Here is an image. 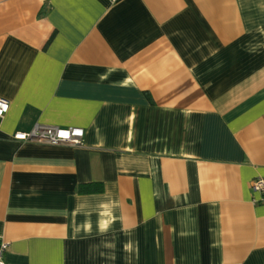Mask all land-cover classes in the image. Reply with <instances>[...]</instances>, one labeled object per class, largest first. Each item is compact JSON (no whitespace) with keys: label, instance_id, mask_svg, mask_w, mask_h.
<instances>
[{"label":"crops","instance_id":"obj_1","mask_svg":"<svg viewBox=\"0 0 264 264\" xmlns=\"http://www.w3.org/2000/svg\"><path fill=\"white\" fill-rule=\"evenodd\" d=\"M0 98L6 264H264V0H0Z\"/></svg>","mask_w":264,"mask_h":264},{"label":"built area","instance_id":"obj_2","mask_svg":"<svg viewBox=\"0 0 264 264\" xmlns=\"http://www.w3.org/2000/svg\"><path fill=\"white\" fill-rule=\"evenodd\" d=\"M9 109V102L0 98V118ZM84 131L79 127L62 128L58 126H51L36 123L28 132H17L14 139L24 141H42L50 144H68L80 145ZM251 189L260 194L259 202L264 203V177H257L251 181ZM8 243L0 239V264L4 262V255L7 252Z\"/></svg>","mask_w":264,"mask_h":264},{"label":"trees","instance_id":"obj_3","mask_svg":"<svg viewBox=\"0 0 264 264\" xmlns=\"http://www.w3.org/2000/svg\"><path fill=\"white\" fill-rule=\"evenodd\" d=\"M103 190V185L101 182H93L79 185L78 192L79 193H93V192H101Z\"/></svg>","mask_w":264,"mask_h":264}]
</instances>
